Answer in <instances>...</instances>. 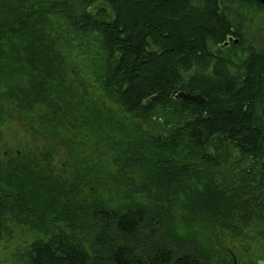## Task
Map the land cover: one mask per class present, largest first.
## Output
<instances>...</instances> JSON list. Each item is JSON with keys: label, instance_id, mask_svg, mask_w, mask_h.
Wrapping results in <instances>:
<instances>
[{"label": "trees", "instance_id": "1", "mask_svg": "<svg viewBox=\"0 0 264 264\" xmlns=\"http://www.w3.org/2000/svg\"><path fill=\"white\" fill-rule=\"evenodd\" d=\"M249 6L0 0V123L4 103L43 143L1 154L0 241L32 237L18 264H238L235 243L264 259ZM194 65L211 70L186 78Z\"/></svg>", "mask_w": 264, "mask_h": 264}, {"label": "rangeland", "instance_id": "2", "mask_svg": "<svg viewBox=\"0 0 264 264\" xmlns=\"http://www.w3.org/2000/svg\"><path fill=\"white\" fill-rule=\"evenodd\" d=\"M247 28L251 38L260 47L264 45V10H256L248 8L246 11ZM75 65L78 66L79 70H82L80 61L73 59ZM205 66H192L191 70L185 74L188 78L196 71H204L205 75H208L211 70V65ZM82 73V72H81ZM8 105L3 103L4 113L8 115L2 116L0 123V161L6 160L7 156H1L5 150L14 151L20 149L24 144H30V146L42 147L40 140L35 141L29 136L24 123H20L18 115L15 112H10ZM11 152H9L10 154ZM6 158V159H5ZM32 240L31 234L24 229L19 227H13L10 233L0 241V264H18V258L24 248ZM233 252L237 255L238 264H264L262 252L258 247L251 246L247 250L241 249L238 244H230ZM239 258V259H238Z\"/></svg>", "mask_w": 264, "mask_h": 264}, {"label": "water", "instance_id": "3", "mask_svg": "<svg viewBox=\"0 0 264 264\" xmlns=\"http://www.w3.org/2000/svg\"><path fill=\"white\" fill-rule=\"evenodd\" d=\"M259 2L261 4V6L264 7V0H259ZM231 42H237V40H233L232 38H229L226 42H224L223 46H227ZM154 98L155 97H153L152 99H154ZM172 98H174V99L184 98V99H188V100L195 101L198 103H201L204 101V99L200 95H190V94H186L183 92H175L173 94Z\"/></svg>", "mask_w": 264, "mask_h": 264}, {"label": "flooded vegetation", "instance_id": "4", "mask_svg": "<svg viewBox=\"0 0 264 264\" xmlns=\"http://www.w3.org/2000/svg\"><path fill=\"white\" fill-rule=\"evenodd\" d=\"M258 3H259V8L255 7V6H249V8H253V9H256V10H264V7L261 6L259 0H258ZM252 41L256 44V42L253 39H252ZM257 47H259V46L257 45Z\"/></svg>", "mask_w": 264, "mask_h": 264}]
</instances>
